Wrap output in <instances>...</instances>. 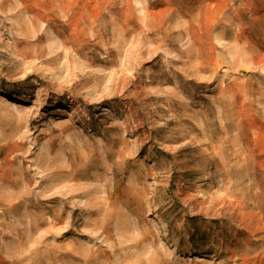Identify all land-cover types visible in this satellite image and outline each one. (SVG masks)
Returning <instances> with one entry per match:
<instances>
[{
  "label": "rangeland",
  "instance_id": "374dc122",
  "mask_svg": "<svg viewBox=\"0 0 264 264\" xmlns=\"http://www.w3.org/2000/svg\"><path fill=\"white\" fill-rule=\"evenodd\" d=\"M0 264H264V0H0Z\"/></svg>",
  "mask_w": 264,
  "mask_h": 264
},
{
  "label": "bare ground",
  "instance_id": "6f19581e",
  "mask_svg": "<svg viewBox=\"0 0 264 264\" xmlns=\"http://www.w3.org/2000/svg\"><path fill=\"white\" fill-rule=\"evenodd\" d=\"M20 108H22V106H19Z\"/></svg>",
  "mask_w": 264,
  "mask_h": 264
}]
</instances>
